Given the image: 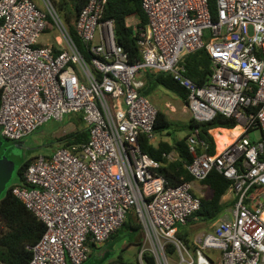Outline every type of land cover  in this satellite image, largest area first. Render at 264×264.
I'll return each instance as SVG.
<instances>
[{
    "label": "built area",
    "instance_id": "obj_1",
    "mask_svg": "<svg viewBox=\"0 0 264 264\" xmlns=\"http://www.w3.org/2000/svg\"><path fill=\"white\" fill-rule=\"evenodd\" d=\"M210 1L142 0L148 24L135 64L103 18L107 0H88L75 22L90 60L52 0L0 1L2 137L20 142L71 114L83 115L90 131L86 144L39 156L25 171L28 186L13 189L46 225L29 264L86 263L91 246L108 242L132 211L144 235L141 264H264V0H216V20ZM48 27L59 35L42 43ZM201 49L212 69L203 86L183 64ZM146 72L172 75L188 92L186 108L197 123L222 115L242 129L220 152L210 130L214 154L199 129L187 136L193 160L186 168L195 181L217 171L233 195L192 243L178 236L179 227L198 221L201 197L190 182L169 186L141 149L142 137L155 140L158 116L141 94Z\"/></svg>",
    "mask_w": 264,
    "mask_h": 264
},
{
    "label": "trees",
    "instance_id": "obj_2",
    "mask_svg": "<svg viewBox=\"0 0 264 264\" xmlns=\"http://www.w3.org/2000/svg\"><path fill=\"white\" fill-rule=\"evenodd\" d=\"M53 1L63 16L70 33L73 35L80 49L84 51L87 59L90 60V56L87 55L84 48L85 46L79 38L75 27L76 19L87 5L88 0ZM210 10L213 20H216V0L210 1ZM103 18L113 22L115 41L117 45L128 54L129 63L135 64L140 61L139 35L141 30L145 29L148 24V17L143 9L142 0H107ZM49 33L51 32L48 27L45 34ZM183 64L187 69V76L197 85L203 86L209 80L212 69L211 59L206 50L201 49L194 53L187 54L183 58ZM143 79L146 85L141 91L142 95L150 97L158 88L162 87L176 95L186 104L188 92L174 80L172 75L146 72ZM69 116H72L76 121V128L71 133L57 139L60 148H71L75 145L86 144L90 139V131L83 115L71 114ZM237 126L238 122L236 119L227 118L222 115H218L213 121L207 123H197L193 119H190L186 123L178 124L170 120L162 109H158L154 131L156 135H161L173 127H175L173 128L174 132L183 130L184 128H188L190 132L199 129L202 139L211 146L210 154H214L216 152V145L209 131L213 130L212 134L216 141L223 133H226L234 140L237 134L241 132ZM171 135V132H168V136ZM0 139H4L1 135V129ZM140 145L145 154H148L159 163L160 166L157 173L166 180L169 186L176 187L183 182H190L192 184L195 196L201 197L202 202L201 209L197 213L198 221L196 223L210 225L222 216L226 207V205L222 203V198L231 186V182L217 171H213L206 180L200 183L195 181L194 177L186 168L193 160L189 151L187 137L177 141L173 145L161 141L158 146L153 145L146 137H142L140 139ZM171 153L177 154L175 160L168 158V155ZM38 157L39 156L20 157V167L17 171V176L10 184L7 193L0 199V264H29L33 258L32 247L40 241L46 232V225L44 222L13 194V189L15 187L28 186L24 180L25 171ZM195 187L200 189V193L194 191L196 190ZM193 224L195 223H189L186 227H190ZM126 227H130L134 230H142L139 222L129 224L127 219L121 229H125ZM178 236L185 242L192 243L193 233L189 228L179 230ZM140 244H142V242ZM96 249L98 250L99 247L95 245L91 246V252ZM147 259L149 264H153L150 258Z\"/></svg>",
    "mask_w": 264,
    "mask_h": 264
},
{
    "label": "rangeland",
    "instance_id": "obj_3",
    "mask_svg": "<svg viewBox=\"0 0 264 264\" xmlns=\"http://www.w3.org/2000/svg\"><path fill=\"white\" fill-rule=\"evenodd\" d=\"M34 1L42 6L41 0ZM49 28L51 33L43 37L42 43L53 41L54 38L59 35L54 28ZM148 98L157 109H162L168 115L170 120L178 124L186 123L191 119V114L186 108V104L176 95L162 87L158 88V90ZM75 127L76 121L72 116L67 115L62 122L52 120L36 129L30 137L22 140L24 148H22L19 153L11 156L13 162L17 165V171L20 167V157L52 155L60 148L57 139L74 131ZM173 128L161 135H156L152 144L157 146L160 141H165L173 145L177 141L185 139L190 134L188 128H184L177 132H174ZM168 132H171L172 135L168 136ZM260 136L261 132L259 130L253 133L254 138H260ZM227 138L230 139L228 135ZM11 143V141L8 142L6 146H10ZM195 189V192L200 193L198 187H195ZM226 206L230 207V204ZM127 221L129 224H135L138 222L135 211H132L128 215ZM212 225L213 224L195 223L190 227L180 226L179 230L189 228L192 231L193 236H195L210 231ZM143 240L144 235L142 230H134L130 227L121 229L114 234L111 240L99 247L98 250L96 249L92 251L89 260L84 264H141L139 253L141 249L140 243L143 242Z\"/></svg>",
    "mask_w": 264,
    "mask_h": 264
},
{
    "label": "water",
    "instance_id": "obj_4",
    "mask_svg": "<svg viewBox=\"0 0 264 264\" xmlns=\"http://www.w3.org/2000/svg\"><path fill=\"white\" fill-rule=\"evenodd\" d=\"M10 142L7 139H0V199L7 193L10 184L17 176V165L13 162L8 152L15 145L6 146ZM16 143V142H14Z\"/></svg>",
    "mask_w": 264,
    "mask_h": 264
},
{
    "label": "bare ground",
    "instance_id": "obj_5",
    "mask_svg": "<svg viewBox=\"0 0 264 264\" xmlns=\"http://www.w3.org/2000/svg\"><path fill=\"white\" fill-rule=\"evenodd\" d=\"M238 127L241 130V132H242L241 127L240 126H238ZM241 132L237 134V137L241 134ZM235 139L232 140V139L227 138V134L226 133L221 134L219 136V138L217 139V142H218V151L220 152L223 149H225V147H227L228 145H230L231 143H233L235 141Z\"/></svg>",
    "mask_w": 264,
    "mask_h": 264
},
{
    "label": "flooded vegetation",
    "instance_id": "obj_6",
    "mask_svg": "<svg viewBox=\"0 0 264 264\" xmlns=\"http://www.w3.org/2000/svg\"><path fill=\"white\" fill-rule=\"evenodd\" d=\"M11 144L15 145L16 148H15V149H14L13 147L11 148V150L8 152V155H9V156H14L16 153H19V151H20L22 148H24V144H23V142H16V143L12 142ZM11 144H10V145H11Z\"/></svg>",
    "mask_w": 264,
    "mask_h": 264
},
{
    "label": "crops",
    "instance_id": "obj_7",
    "mask_svg": "<svg viewBox=\"0 0 264 264\" xmlns=\"http://www.w3.org/2000/svg\"><path fill=\"white\" fill-rule=\"evenodd\" d=\"M76 128V127H75ZM231 139V138H230ZM161 142V141H160ZM159 142V143H160ZM159 143H158V145H159ZM169 143V142H168ZM170 144V143H169ZM157 145V146H158ZM176 154V153H175ZM177 155V154H176ZM231 200H233V195L231 194V193H226L224 196H223V198H222V203H224V204H227V202H229V201H231Z\"/></svg>",
    "mask_w": 264,
    "mask_h": 264
}]
</instances>
